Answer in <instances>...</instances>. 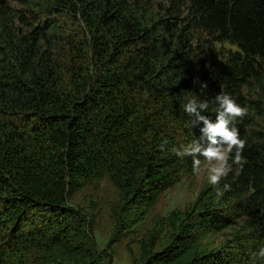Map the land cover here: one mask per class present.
<instances>
[{
	"label": "trees",
	"instance_id": "obj_1",
	"mask_svg": "<svg viewBox=\"0 0 264 264\" xmlns=\"http://www.w3.org/2000/svg\"><path fill=\"white\" fill-rule=\"evenodd\" d=\"M32 4L0 0V264H103L72 197L108 178L120 239L195 176L193 158L172 151L203 126L183 105L206 102L214 121L222 90L248 109L235 122L243 166L229 159L222 196L209 183L170 213L142 264H264L253 256L264 247V0ZM235 222L229 240L201 248Z\"/></svg>",
	"mask_w": 264,
	"mask_h": 264
},
{
	"label": "rangeland",
	"instance_id": "obj_2",
	"mask_svg": "<svg viewBox=\"0 0 264 264\" xmlns=\"http://www.w3.org/2000/svg\"><path fill=\"white\" fill-rule=\"evenodd\" d=\"M29 1L31 5L43 2ZM18 8L26 9V5L19 4ZM25 14H28L27 11ZM226 48L229 49L227 45ZM201 167L199 176L182 177L176 185L161 194L140 222L118 240L114 238L113 214L119 205L120 195L110 180L105 178L99 186L87 187L75 194L70 205L90 222L91 228L86 234L87 243L93 246L102 263L142 264L147 253L161 249L169 234L165 225L166 217L172 212L186 210L198 193L209 184L208 163L204 161ZM238 227L239 222H235L222 232L207 234L200 239L199 245L207 250L217 248L229 240Z\"/></svg>",
	"mask_w": 264,
	"mask_h": 264
},
{
	"label": "clouds",
	"instance_id": "obj_3",
	"mask_svg": "<svg viewBox=\"0 0 264 264\" xmlns=\"http://www.w3.org/2000/svg\"><path fill=\"white\" fill-rule=\"evenodd\" d=\"M206 88L207 84L202 85ZM218 105L216 109V118L213 121L208 116L201 113L208 108L206 102H197L189 100L183 105V111L193 117V124L200 127V137L187 145H181L180 148H173V153L178 157H192L193 174L199 176L202 171L203 157L208 163L207 178L210 184L217 187V197L223 195L219 189L222 178L226 177L232 167L229 159L239 167L243 166V151L246 147V140L240 138L239 129L235 126L237 119H243L248 114L247 107L240 106L230 95L221 91L215 97ZM234 153V157L232 154ZM230 190V185H224V191ZM264 259V247H260L258 253L253 254Z\"/></svg>",
	"mask_w": 264,
	"mask_h": 264
}]
</instances>
